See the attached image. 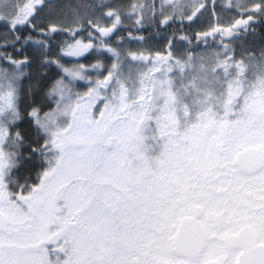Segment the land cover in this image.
<instances>
[{
    "label": "snow or ice",
    "instance_id": "6c2138e0",
    "mask_svg": "<svg viewBox=\"0 0 264 264\" xmlns=\"http://www.w3.org/2000/svg\"><path fill=\"white\" fill-rule=\"evenodd\" d=\"M37 6L56 8L0 0V21L13 32L27 26L42 36L75 35L65 20L41 26ZM103 7L111 26L87 23L108 36L121 16ZM201 9L205 3L193 0L186 18ZM245 11L247 19L203 35L242 38L256 14L264 17V0ZM72 16L67 23L79 24L76 8ZM21 39L36 46L34 57L5 55L11 70L0 68V264H264V50L237 58L225 44L208 58L157 53L153 63L144 52L108 47L115 60L88 93L110 87L102 122L62 103L70 91L62 78L45 90L44 69L55 63L47 40L16 34L11 43ZM91 48L76 40L66 54ZM129 58L139 63L125 64ZM33 63L22 109L21 81ZM82 69L64 71L89 79ZM22 169L38 183L16 174Z\"/></svg>",
    "mask_w": 264,
    "mask_h": 264
},
{
    "label": "rangeland",
    "instance_id": "374dc122",
    "mask_svg": "<svg viewBox=\"0 0 264 264\" xmlns=\"http://www.w3.org/2000/svg\"><path fill=\"white\" fill-rule=\"evenodd\" d=\"M19 7H22L24 3L28 2V0H16ZM82 1V0H81ZM102 3V5H108L112 9H115L119 12L121 16V23H129L132 25L137 24H147L150 23L153 16V5L151 0H95ZM193 0H163L162 4V15L164 17H175V18H186L188 14L191 13V5ZM201 2L205 3V9H201V13H197V17L193 18V21H189L193 28L199 30L201 33L209 32L213 27H228L235 23L236 20L241 18H247L248 13L245 11V6L248 8L251 7L253 3H258L259 0H201ZM47 4L56 5L55 10L52 8L45 7L42 12L41 8H38V16L37 20L40 22L41 26H44L49 22H59L61 20H65L66 27H72L73 29H77L79 27H83L87 24L88 19H93L94 21L99 19L102 27H110L113 19L106 16L105 13L109 10L108 7L99 8L97 5L86 6L85 4H79V0H45ZM70 4V5H67ZM137 5L135 9H133L132 5ZM139 5H145L144 8H140ZM67 6V7H66ZM76 8L81 16V20L79 24H71L67 23L73 19L72 10ZM228 9H233L238 12V16L234 18L230 16ZM259 15V14H256ZM137 20L140 23H137ZM0 23H6V21H0ZM119 25V24H118ZM21 26H18V28ZM17 28V30H18ZM20 29V28H19ZM16 30V31H17ZM17 32H14L15 36ZM236 40L233 37H229L226 35L220 34V39L212 45H206L204 48L194 50V54L197 56H204L206 58L214 56L215 53L220 52L223 53L225 51L224 45L227 44L230 49H234L236 46ZM130 45H127L120 52L122 55H126L128 51L134 52H144L145 55H149L150 58L155 63V56L157 53L162 55H167L169 52L173 53L174 56H185L188 51L182 46L171 47L167 53H162L161 51H157L159 47L162 45V41H156L155 38L152 40H146V42H142L139 40L129 41ZM89 43V42H87ZM92 43V42H90ZM7 44V43H6ZM93 44V43H92ZM35 45L28 44L24 48H22V52L19 54H10V56L14 59H22L25 55L34 56ZM264 50V44L259 48L258 52L254 54L259 56L260 52ZM51 51V53H49ZM68 47H66L63 51H60L55 48L47 49L46 56L49 60H54L55 63H50L49 65H56L54 74V78L52 79L49 74L44 76L43 83L45 85V90L47 88H51L49 84L52 86L55 84L57 80L61 78L64 80L65 84L68 85L70 91L67 89L64 92L65 100L62 103L70 104L73 108L76 107L77 104L81 106V109L78 110V115L81 112L85 113L88 118L93 120L104 121L107 119V110L105 109V104L108 102L107 98L111 96V90L109 88H100L98 89V95L94 94L93 96H89V89L94 88L96 86L95 82L97 80H102L108 75V70L111 68L115 57L112 56L105 47L100 45H94L93 48L89 49L81 56H70L67 55ZM237 58H239L244 53H240L238 49H236ZM1 55H3L1 53ZM0 55V68H9L11 70L10 65L3 58L4 56ZM7 55V54H6ZM18 56V57H16ZM131 63H139L132 62L130 58L125 62ZM99 63L101 66L98 68L92 67L94 64ZM34 64V63H33ZM84 65V69L80 70L81 75L88 77L89 79H79L73 78L67 72L64 71L65 68L71 71H77L78 65ZM146 67H143L144 71H147L148 67H151V64H148L147 61L143 62ZM46 68H48V66ZM54 67V66H53ZM52 67V68H53ZM44 69L46 73L47 69ZM26 72L30 71L29 69H25ZM29 74H33V71H30ZM159 75V74H157ZM55 80V81H54ZM26 80L21 81V85ZM34 82V81H33ZM29 84H27V87ZM26 88V86H24ZM225 87L227 85L225 84ZM27 91V90H26ZM43 95V93H41ZM28 96L26 93L23 97ZM59 95L48 99V106L45 110L49 108H54L56 106V101L59 100ZM104 113V116H101V113ZM70 119V116H69ZM28 124V121H25ZM16 173V174H22ZM30 183H38L36 180L35 173H31ZM30 174V175H31Z\"/></svg>",
    "mask_w": 264,
    "mask_h": 264
},
{
    "label": "trees",
    "instance_id": "16d2710c",
    "mask_svg": "<svg viewBox=\"0 0 264 264\" xmlns=\"http://www.w3.org/2000/svg\"><path fill=\"white\" fill-rule=\"evenodd\" d=\"M16 2L17 1L15 0V3ZM151 3L153 5V16L150 23L137 25L121 23L117 25L116 29L108 36H103L88 23L83 27L75 29V35L67 31H61L53 33L51 36H42L27 26L19 27L20 29L18 28L16 34H19L22 38L31 35L34 39H45L47 40L48 47L60 51H63L69 44L74 45L76 40H80L82 43L92 42L94 45H100L106 49L108 47H113L118 51H121L127 45H130L129 41L139 40L146 42V40H152V38H155L156 41H162L161 47L157 49V51H161L162 53H167L171 47L175 48L178 46H182L188 52H193L196 49L206 47V45H212V43L215 44L220 39L219 33H214L213 35L205 37L203 33L193 28L188 19L164 17L161 13L163 0H151ZM79 4H85L86 6H91L92 4L97 5L101 9L103 8L102 3L95 0H79ZM37 8H41V6H37ZM44 8L45 7L42 8V12H45L43 10ZM228 11L230 16H233L234 18L238 16L236 10L228 9ZM166 18L168 19V22L161 24V21ZM249 24L251 25L249 30L244 33L242 38L236 40V46H234L235 51L238 49L240 53H244L245 49H250L255 53L258 52L259 48L264 44V17L255 15L254 19L250 21ZM241 30L242 29H238L237 31L240 32ZM13 33L14 32L7 21L6 23H0V55L1 53L3 54L2 56L9 54L12 51L19 49L23 44V39L16 42L15 45L11 43L15 38ZM89 33H91V36ZM140 37H143V39H140ZM182 37H185L186 39H182ZM169 40H171L170 46L168 43ZM34 66H36L35 63ZM23 126V130H25L27 129L28 124L25 123ZM24 172L25 175H30L28 172Z\"/></svg>",
    "mask_w": 264,
    "mask_h": 264
},
{
    "label": "flooded vegetation",
    "instance_id": "af4514ba",
    "mask_svg": "<svg viewBox=\"0 0 264 264\" xmlns=\"http://www.w3.org/2000/svg\"><path fill=\"white\" fill-rule=\"evenodd\" d=\"M21 52L22 50H18L17 52ZM23 59V58H22ZM27 69H29L30 71H33L34 69H35V67L33 66V64H32V66L31 67H29V68H27ZM30 71H28V73H30ZM51 77V76H50ZM25 80H28L29 79V76H26L25 78H24ZM27 84H29L28 82H24L23 83V86H27ZM24 90V89H23ZM30 101H29V97L28 96H26V97H22L21 98V101H20V104H21V108L22 109H27V105H28V103H29ZM48 106V99L45 101V109H46V107ZM27 119H25V121H26ZM24 121V122H25ZM24 122H22V124L20 125V127H19V129L20 130H23V128H24V126L23 125H25V123ZM23 171V173L22 174H17V175H20V176H32V174L31 175H25V170H20V172L19 173H21ZM33 173H35V172H33ZM21 182H23V180H21ZM29 182H30V180H29ZM9 191H11V192H14V193H17V194H21L20 193V190L18 189V188H14V187H10L9 188ZM22 194H24V195H27V192H24V193H22Z\"/></svg>",
    "mask_w": 264,
    "mask_h": 264
}]
</instances>
